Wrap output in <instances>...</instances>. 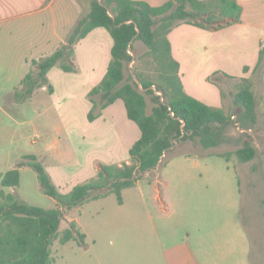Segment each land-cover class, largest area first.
<instances>
[{"label":"rangeland","instance_id":"1","mask_svg":"<svg viewBox=\"0 0 264 264\" xmlns=\"http://www.w3.org/2000/svg\"><path fill=\"white\" fill-rule=\"evenodd\" d=\"M85 16L92 0H80ZM77 0H60V7L76 14ZM113 39L100 27L74 47V70L52 68L50 93L38 90L32 99L9 104L0 98V174L10 164L19 167L20 155L41 156L60 192L95 178L100 165L131 163L130 146L140 130L127 116L119 99L106 111L96 108L90 90L105 76ZM141 40H134L127 78L136 72L156 78L152 58ZM69 62V63H70ZM17 71L12 80L18 79ZM137 77V76H136ZM258 121L244 128L238 120L242 109L233 103L241 79L217 75L225 96L223 107L233 122L216 147L198 141L178 140L160 165L123 191L120 204L114 193L90 199L82 206L64 209L60 234L76 220L87 238L52 245L54 264H264V61L253 72ZM0 82H2L0 78ZM138 84V83H137ZM49 86V85H48ZM155 88V86H153ZM139 88L143 90L142 86ZM98 101L99 96H94ZM147 112L152 103L147 96ZM11 106V114L4 107ZM236 112H238L236 114ZM14 139L12 140V129ZM253 138L256 157L242 163L234 151ZM36 143H35V142ZM48 143V152L40 146ZM229 153L230 155H226ZM41 160V159H40ZM21 179L12 192L20 200L46 209L57 202L45 194L36 171L22 166ZM0 188H2L0 184Z\"/></svg>","mask_w":264,"mask_h":264},{"label":"trees","instance_id":"2","mask_svg":"<svg viewBox=\"0 0 264 264\" xmlns=\"http://www.w3.org/2000/svg\"><path fill=\"white\" fill-rule=\"evenodd\" d=\"M101 1L103 4L92 0L89 12L78 20L58 49L33 61L35 70L23 78L14 96L17 101L24 102L36 89L49 85L48 72L57 65L66 71L74 70L70 61L75 45L95 28H106L113 39L112 58L101 82L89 92L93 104L89 117L94 118L96 108L103 110L118 99L124 101L128 118L141 131V136L129 150L131 163L100 165L95 178L62 193L38 156L33 153L24 155L19 166L28 165L36 171L43 192L55 199L58 206L46 209L6 192L4 188L19 185L21 172L16 167L3 173L0 176V264H54L52 245L55 239L66 244L77 238L82 241L87 238L76 220L60 234L64 209L82 206L88 200L107 193H114L122 204L123 191L134 187L142 176L156 169L175 142L191 139L205 148L216 147L222 142L225 130L235 122L233 114L223 107L206 104L186 92L180 75V62L173 55L168 34L180 23L217 30L239 22L242 7L237 0H168L158 6L139 0ZM137 39L147 47V55L152 58L156 74L153 79L136 72L143 90L132 76L127 78L125 75L126 66L133 59L130 49ZM263 61L264 48L253 72ZM249 70V66L244 67L245 72ZM218 74L233 78L217 71L208 77V81L219 85ZM240 79L241 84L233 93L232 101L242 109L238 115L241 125L251 128L258 121L256 94L250 78ZM48 89L51 91L52 85ZM94 96H99V100ZM147 96L152 103L150 113L147 112ZM243 133L247 137L234 154L245 163L256 157L257 148L253 138ZM229 155L221 156L229 160ZM105 188L107 193L101 192Z\"/></svg>","mask_w":264,"mask_h":264},{"label":"crops","instance_id":"3","mask_svg":"<svg viewBox=\"0 0 264 264\" xmlns=\"http://www.w3.org/2000/svg\"><path fill=\"white\" fill-rule=\"evenodd\" d=\"M139 1L158 6L168 0ZM237 1L242 7L239 22L217 30L180 23L168 34L173 55L180 62V75L186 92L211 106H223L225 96L223 97L221 87L209 82L208 77L217 71L227 73L235 80L251 77L259 61L260 51L264 48V0ZM77 3L76 14L70 17L68 9L60 7V0H0V98L9 96L11 106L17 104L14 98L12 99L15 90L21 87L23 78L35 70L33 61L52 54L67 40L76 26L83 14L80 0H77ZM97 29L92 30L86 37ZM245 66H249L250 70L245 72ZM15 71L19 77L13 81ZM48 80L51 81L49 77ZM38 90L42 91V95H45L44 92L50 93L48 85H45L36 89L28 100H32ZM10 107L3 108L5 114H11ZM10 131L11 142H16L13 140V131L16 130ZM140 136L139 130L132 143ZM49 146L52 145L46 142L40 146V152H48L46 149ZM23 156L17 158L18 165ZM38 158L44 163L41 156ZM14 165H17V162L10 164L9 169L15 168ZM20 167L22 166L18 167L21 170ZM3 173L5 172H1L0 176ZM8 188L12 192L15 189Z\"/></svg>","mask_w":264,"mask_h":264},{"label":"water","instance_id":"4","mask_svg":"<svg viewBox=\"0 0 264 264\" xmlns=\"http://www.w3.org/2000/svg\"><path fill=\"white\" fill-rule=\"evenodd\" d=\"M99 1H100L101 4H103L101 0H99ZM134 79H135V81L140 85V80H139V78L136 77V76L134 75ZM140 86H141V85H140ZM158 94H161V92L158 91Z\"/></svg>","mask_w":264,"mask_h":264}]
</instances>
